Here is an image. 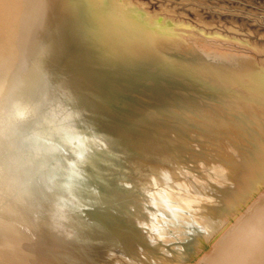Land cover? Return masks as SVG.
<instances>
[{"label": "bare ground", "instance_id": "1", "mask_svg": "<svg viewBox=\"0 0 264 264\" xmlns=\"http://www.w3.org/2000/svg\"><path fill=\"white\" fill-rule=\"evenodd\" d=\"M64 9L63 0H0V264L193 262L209 250L215 227L251 182L239 168L254 153L252 137H264L261 120L259 126L247 121L260 119L259 113L241 115L235 111L240 103L223 100L231 113L213 106L204 119L220 130L234 128L236 138L214 135L197 145L180 129L178 116L200 114L210 100L186 94L184 87L169 95L155 89L141 93L144 104L132 96L136 104L121 115L127 125L116 127L91 107L78 51L64 32L71 17ZM190 59L206 60L201 54ZM230 60L216 57L212 64L235 69ZM203 67L194 69L203 74ZM75 108L81 115L73 123L89 132L83 148L117 157L110 168L115 186L101 203L86 187L97 189L104 181L82 183L75 152L70 157L66 149L50 147L54 129L70 124L66 115ZM221 114L244 116L242 128ZM31 137L43 144V162L22 156L21 145ZM259 215L260 209L245 217L240 227L246 228L236 229L237 238L223 242L217 256L206 255L204 264H252V250L264 242V227L254 221Z\"/></svg>", "mask_w": 264, "mask_h": 264}, {"label": "rangeland", "instance_id": "2", "mask_svg": "<svg viewBox=\"0 0 264 264\" xmlns=\"http://www.w3.org/2000/svg\"><path fill=\"white\" fill-rule=\"evenodd\" d=\"M91 3L63 0V11L76 14L71 18L81 22L76 35L90 46L92 55L101 53L110 68L119 76L123 75L125 98L148 94L154 89L167 95L176 94L184 87L186 94L210 100L205 101L207 105L202 113L180 111L178 116L181 117L180 129L197 145L213 139L214 135L236 138L238 133L234 128L221 131L204 119L213 106L231 113L228 104L222 103L225 99L240 103L241 108L235 111L241 115L259 113L260 119L252 115L247 121L259 126L261 120L264 130V0H91ZM200 54L207 61L190 59ZM216 57L232 59L238 65L235 69L214 65ZM197 65L205 66L201 69L203 74L195 71ZM142 94L137 97L144 104L147 100ZM221 117L236 121L240 127V119L244 118L227 114ZM223 132L226 133L223 135ZM248 133L254 134L249 130ZM254 138L257 144L249 156V164L239 168L241 173L247 171L251 182L215 227L211 243L208 241L209 250H204L205 254L198 256L200 259L188 264H204V259L217 256L224 247L223 242L237 238L236 229L243 224V219L251 215L253 218L259 209L260 215L253 220L256 228L264 227V211L261 212L264 207V137L254 135L252 140ZM74 152L82 167L95 168L93 160L85 156L92 150H86L82 144ZM58 163L61 167L60 160ZM230 217L232 219H228ZM243 226L240 229L246 228ZM263 239L261 236L260 240ZM251 258L252 264H264V242L257 243Z\"/></svg>", "mask_w": 264, "mask_h": 264}, {"label": "water", "instance_id": "3", "mask_svg": "<svg viewBox=\"0 0 264 264\" xmlns=\"http://www.w3.org/2000/svg\"><path fill=\"white\" fill-rule=\"evenodd\" d=\"M69 15L71 17L65 14L66 17L70 18H65V16H63L67 20L70 19L67 30H65V27L63 28V30H65L64 32H66L69 39L67 40L68 44L74 46L78 51L79 56H76V60L82 65V68L85 71L82 75H80V77L85 79L86 84L89 85L87 86L89 87L90 91L86 92L88 93V100L92 102V106H89L95 108L97 110V113H104L106 115L105 118L116 125V127H125L127 124L125 123L122 116L128 114L129 110L133 107L134 104H136V102H134L135 100L132 97H129L128 99L125 98L126 92L122 88L124 84L123 75L121 73L122 71L119 72L122 76H119L116 70H113L109 65H106V62L108 61L103 59L101 53L99 55V58L97 54H95V56H90V46L85 47V42L81 39H78V36L76 35L78 26H76V24L73 23L74 20L71 19L73 18V15L76 16V14L74 13V11H71ZM63 20L64 19H62V21ZM71 38L73 40H71ZM93 57H95V60L92 59ZM116 77L120 79L116 80ZM153 93L159 94V92ZM154 99L157 100L158 98ZM107 100H110L113 103H108L109 101ZM76 108L74 110L70 109L67 112L66 119H72L70 124H63L61 127L62 129H54L53 133H55V138L53 139L55 142H53L52 146L49 145L56 151H60L65 148L66 151L64 150V155L70 157L73 155L74 151L79 145L87 143L89 140L88 130L79 126H75V124L73 123V121L75 122V119H79L78 117L81 115L80 111L78 109L76 110ZM81 108L83 107L80 106L79 109ZM51 131H53V129H51ZM41 146H43V144H41L39 138H37L36 140L32 137L27 138L25 142L22 143L20 148L22 156H28V161L31 160L35 163L43 162L44 155L42 153V150L40 152ZM48 149L46 148V150ZM107 155H109L108 152L106 154L104 150L103 152H94L93 150L92 153L86 154L85 156L89 157L90 160H93V162L95 163V168H91L90 166L81 168L80 174L82 177V183L85 182L86 184H88L87 182L93 181L95 179L98 180V177H100L105 182L101 184L97 183L99 185H94L97 187V189L86 187L88 188L87 190L92 194V197L95 198V201H97V203H101L100 199L104 201L107 196V190L115 186L113 182L110 181L113 180V171L110 170V168L113 169V167L117 165V157L112 156L109 158H103ZM103 168L107 171H103Z\"/></svg>", "mask_w": 264, "mask_h": 264}]
</instances>
